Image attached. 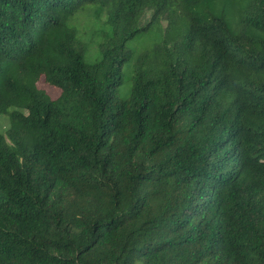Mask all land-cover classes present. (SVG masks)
<instances>
[{"label": "trees", "instance_id": "1", "mask_svg": "<svg viewBox=\"0 0 264 264\" xmlns=\"http://www.w3.org/2000/svg\"><path fill=\"white\" fill-rule=\"evenodd\" d=\"M0 116V264H264V0H0Z\"/></svg>", "mask_w": 264, "mask_h": 264}, {"label": "rangeland", "instance_id": "2", "mask_svg": "<svg viewBox=\"0 0 264 264\" xmlns=\"http://www.w3.org/2000/svg\"><path fill=\"white\" fill-rule=\"evenodd\" d=\"M149 13L144 19V22L148 20ZM80 21L83 23L82 26H85L86 28H89V26L92 24V20L90 19V16L88 14L81 15ZM90 34H92V31L89 29L86 32V38L91 39V37H88ZM98 39H94L91 42L90 50L93 49V54H88L85 56V60L88 62H95L97 60L98 54L95 53V48L97 46ZM149 43V40L145 38H139L133 41L129 42V45L135 48H138V50L143 49V47L147 46ZM132 68L130 63L126 62L123 66V83L119 86L118 93L121 97H127L130 96L131 93V86H132ZM40 86L45 87L53 96H56L58 94V89L55 87L48 86L44 82L40 83ZM0 130L4 132L8 127V118L6 116H0Z\"/></svg>", "mask_w": 264, "mask_h": 264}]
</instances>
